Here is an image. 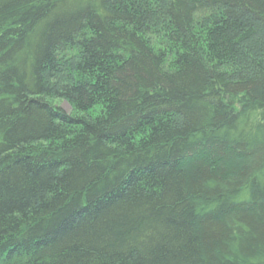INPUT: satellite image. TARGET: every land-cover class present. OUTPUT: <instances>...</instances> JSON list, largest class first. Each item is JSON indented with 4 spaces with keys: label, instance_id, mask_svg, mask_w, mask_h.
Wrapping results in <instances>:
<instances>
[{
    "label": "trees",
    "instance_id": "16d2710c",
    "mask_svg": "<svg viewBox=\"0 0 264 264\" xmlns=\"http://www.w3.org/2000/svg\"><path fill=\"white\" fill-rule=\"evenodd\" d=\"M0 264H264V0H0Z\"/></svg>",
    "mask_w": 264,
    "mask_h": 264
},
{
    "label": "rangeland",
    "instance_id": "374dc122",
    "mask_svg": "<svg viewBox=\"0 0 264 264\" xmlns=\"http://www.w3.org/2000/svg\"><path fill=\"white\" fill-rule=\"evenodd\" d=\"M60 106L62 107V109L64 111H66V113H68V114H72L73 113L72 108L70 107V105L67 102H61Z\"/></svg>",
    "mask_w": 264,
    "mask_h": 264
}]
</instances>
